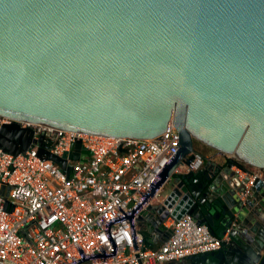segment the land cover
Returning <instances> with one entry per match:
<instances>
[{
  "label": "water",
  "instance_id": "1",
  "mask_svg": "<svg viewBox=\"0 0 264 264\" xmlns=\"http://www.w3.org/2000/svg\"><path fill=\"white\" fill-rule=\"evenodd\" d=\"M0 117L4 152L35 146L66 175L90 151L58 156L34 124L123 139L171 124L178 151L126 215L145 246L190 214L228 240L172 264H264V178L243 198L232 168L264 171V0H0ZM197 147L216 155L186 170Z\"/></svg>",
  "mask_w": 264,
  "mask_h": 264
},
{
  "label": "built area",
  "instance_id": "2",
  "mask_svg": "<svg viewBox=\"0 0 264 264\" xmlns=\"http://www.w3.org/2000/svg\"><path fill=\"white\" fill-rule=\"evenodd\" d=\"M9 119L0 117V124ZM26 125V124H24ZM61 156L80 141L84 162L69 160V174L37 155L36 147L13 156L0 148V264H162L217 251L227 236L213 235L190 214L169 218L167 241L148 248L126 215L178 151V132L169 124L155 139H123L33 125ZM204 163L199 152L186 170ZM240 196L251 194L256 169ZM7 204H5V194Z\"/></svg>",
  "mask_w": 264,
  "mask_h": 264
},
{
  "label": "trees",
  "instance_id": "3",
  "mask_svg": "<svg viewBox=\"0 0 264 264\" xmlns=\"http://www.w3.org/2000/svg\"><path fill=\"white\" fill-rule=\"evenodd\" d=\"M51 139L49 138L48 140H47V144H51ZM203 147L205 148V149H209L210 150V148L209 147H207V146H205V145H203ZM207 150H203V149H201V148H199V147H197V151L202 155V156H206L207 155ZM239 166L240 167H242L243 169H253V168H251V167H248L247 165H244V164H239ZM263 172V174H264V171H262ZM160 244V243H159ZM158 244V245H159ZM158 245H156V246H158ZM155 246V247H156Z\"/></svg>",
  "mask_w": 264,
  "mask_h": 264
},
{
  "label": "crops",
  "instance_id": "4",
  "mask_svg": "<svg viewBox=\"0 0 264 264\" xmlns=\"http://www.w3.org/2000/svg\"><path fill=\"white\" fill-rule=\"evenodd\" d=\"M214 155H216V154H213V153H210V152H209L206 156H214ZM215 160H217V161H221V157H220V156H217V157L215 158ZM175 261H177V260L164 262V263H162V264H172V263H174Z\"/></svg>",
  "mask_w": 264,
  "mask_h": 264
},
{
  "label": "rangeland",
  "instance_id": "5",
  "mask_svg": "<svg viewBox=\"0 0 264 264\" xmlns=\"http://www.w3.org/2000/svg\"><path fill=\"white\" fill-rule=\"evenodd\" d=\"M209 152H207V154H208Z\"/></svg>",
  "mask_w": 264,
  "mask_h": 264
}]
</instances>
